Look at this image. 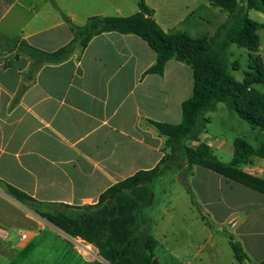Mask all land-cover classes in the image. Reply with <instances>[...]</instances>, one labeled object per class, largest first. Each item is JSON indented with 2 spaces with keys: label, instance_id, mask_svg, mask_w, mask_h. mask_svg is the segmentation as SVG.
Returning <instances> with one entry per match:
<instances>
[{
  "label": "crops",
  "instance_id": "1",
  "mask_svg": "<svg viewBox=\"0 0 264 264\" xmlns=\"http://www.w3.org/2000/svg\"><path fill=\"white\" fill-rule=\"evenodd\" d=\"M205 4L227 13L209 0ZM153 9L162 29L174 32L160 23ZM133 10L131 14L139 10L138 3ZM131 14L123 13L117 0H0V33L17 39H0L1 226L11 228L24 221L53 225L10 194L8 185L46 206L91 205L112 185L138 170L153 168L167 155L166 137L151 122H181L183 102L193 92V72L188 63L172 58L162 74L147 73L156 63V52L141 37L116 31L94 36L60 62L36 64L26 51L28 45L52 52L68 44L73 38L70 21L83 25L94 15ZM261 30L264 35V28L258 29L259 48L253 53L264 64ZM247 53L249 68L251 51L247 49ZM263 85L253 86L260 91ZM204 141L220 160L223 141L216 146L214 141ZM192 143L196 147L199 142ZM232 152L230 161H220L231 162L234 145ZM238 168L264 180V157L253 155ZM218 174L228 184L255 190L260 197L256 206L264 210V189ZM34 235L29 233L26 240L19 237L16 243L11 235L0 236V251L19 247L14 254L21 256V249L28 248L18 264H29L27 258L37 252L28 246ZM67 239L66 250L39 257L52 259L50 264L92 262ZM248 259L238 264L250 262Z\"/></svg>",
  "mask_w": 264,
  "mask_h": 264
},
{
  "label": "trees",
  "instance_id": "2",
  "mask_svg": "<svg viewBox=\"0 0 264 264\" xmlns=\"http://www.w3.org/2000/svg\"><path fill=\"white\" fill-rule=\"evenodd\" d=\"M227 12L228 20L213 37H192L184 31L167 32L154 18V9L146 0H137L139 10L128 16L94 15L83 25L70 21L72 40L59 49L48 52L28 45L26 51L36 64L60 62L69 57L76 48L85 47L96 35L108 31L135 34L145 40L156 52V63L147 73L162 74L166 62L172 58L188 63L193 72V92L183 102L180 123L152 121L161 135L166 137L167 155L150 169H141L133 175L112 185L95 204L77 206L94 210L89 216L71 217L64 212H42L45 205L19 188L8 185V191L18 200L36 209L39 215L72 237L79 236L92 242L102 258L111 264H153L156 240L143 227L146 215L142 207L153 202L152 183L178 159L191 169L204 166L244 183L254 189H264V180L244 173L238 168L253 155L264 157V144L254 148L245 139L234 140V158L226 163L218 160L211 146L200 140L210 119L207 112L215 111L218 103L229 108L253 127L264 132V93L253 85L264 84V64L256 55L259 48L258 29L264 25L250 18L248 11L256 9L264 13V0H209ZM226 33L222 37L221 30ZM221 38V39H220ZM0 39L16 42L0 33ZM247 48L249 68L244 79L238 80L226 62V50L230 44ZM236 69L238 62L232 63ZM198 141L196 147L187 142ZM68 206V205H65ZM205 219V216L202 217ZM236 260L248 259L240 241L230 238ZM97 261L93 264H107ZM259 264H264V261Z\"/></svg>",
  "mask_w": 264,
  "mask_h": 264
},
{
  "label": "rangeland",
  "instance_id": "3",
  "mask_svg": "<svg viewBox=\"0 0 264 264\" xmlns=\"http://www.w3.org/2000/svg\"><path fill=\"white\" fill-rule=\"evenodd\" d=\"M117 1L125 14H131L137 7V0ZM206 1L148 0V4L157 10L160 23L170 31H184L192 37H213L229 17L206 5ZM248 15L264 23V13L252 9ZM225 33L222 29L221 36ZM260 35L264 42L262 30ZM247 54L246 48L236 44H230L226 50V62L237 79H243L248 69ZM234 61L238 62L236 69L232 67ZM259 89L264 93V85ZM206 116L210 121L200 140L214 141L215 146L223 141V149L218 152L220 160L232 159L236 137L245 138L253 147L264 143V132L240 118L225 103L220 102L217 111L207 112ZM187 143L193 145L192 141ZM169 165L152 183L153 202L142 207L147 218L143 227L157 239L154 249L157 264H238L230 245L231 237L241 242L250 260L246 264L264 260V210L256 206L258 193L238 183H226L224 177L207 167L194 165L188 169L181 159ZM38 210L64 212L75 218L87 217L94 211L61 205H41ZM237 216L240 218L233 223ZM0 229L9 232L13 243L19 241L22 232L35 234L28 246L37 252L30 260L27 258L29 264H50L52 259L39 256L66 250L67 236L55 225H32L24 221L11 228L0 225ZM67 240L70 246L75 245L72 239ZM87 244L97 253L95 259H89L92 261L89 264L105 261L92 242ZM19 250L18 247L14 251L9 248L0 251V264H18L29 249H21V256H16L14 253Z\"/></svg>",
  "mask_w": 264,
  "mask_h": 264
},
{
  "label": "built area",
  "instance_id": "4",
  "mask_svg": "<svg viewBox=\"0 0 264 264\" xmlns=\"http://www.w3.org/2000/svg\"><path fill=\"white\" fill-rule=\"evenodd\" d=\"M0 236L3 237V238H9L10 234L8 231H5V230H2L0 229ZM21 239L22 240H26L28 237H29V233L27 232H23L21 233ZM72 240L74 241L75 243V246L88 258V259H95L96 258V251L92 248V247H89L87 246V242L85 239L79 237V236H76V237H73ZM95 246V245H93ZM93 256V257H92Z\"/></svg>",
  "mask_w": 264,
  "mask_h": 264
},
{
  "label": "water",
  "instance_id": "5",
  "mask_svg": "<svg viewBox=\"0 0 264 264\" xmlns=\"http://www.w3.org/2000/svg\"><path fill=\"white\" fill-rule=\"evenodd\" d=\"M153 264H157V260L155 258L153 260Z\"/></svg>",
  "mask_w": 264,
  "mask_h": 264
}]
</instances>
